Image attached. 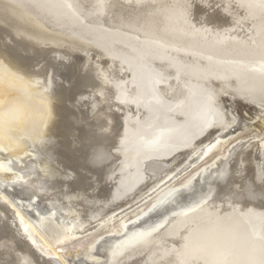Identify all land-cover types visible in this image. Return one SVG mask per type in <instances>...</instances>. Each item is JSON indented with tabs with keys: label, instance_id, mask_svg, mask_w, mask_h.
Wrapping results in <instances>:
<instances>
[{
	"label": "bare ground",
	"instance_id": "obj_1",
	"mask_svg": "<svg viewBox=\"0 0 264 264\" xmlns=\"http://www.w3.org/2000/svg\"><path fill=\"white\" fill-rule=\"evenodd\" d=\"M40 45L51 49L39 51ZM61 48L85 54L80 65L75 63L80 79L74 84L87 90L75 91L70 102L68 86H57L63 78L56 52ZM50 51H55L49 55L53 65L25 70ZM0 57V144L5 149L18 151L22 146L9 137L11 123L21 132H32L26 118L43 113L45 107L54 132L47 137L48 130L40 128L42 137L32 157L43 162V140L61 146L58 131L63 125L72 128L62 132L70 135L63 137L66 150L58 147L60 154L70 152L64 155L71 166L60 165L70 181L54 183L50 176L33 181L29 174L19 185L24 188L19 195L33 202L35 217L0 190V264H72L67 257L73 253L63 252L65 244L98 226L105 230L116 215L142 204L173 175L222 150L243 129L234 113L228 126L229 113L220 95L227 94L234 103L236 96L247 106L254 99L264 101V0H0ZM5 64L10 75L3 73ZM72 70L73 66L69 73ZM54 86L59 88L58 98L51 97ZM81 96L90 104L81 102ZM50 98L63 106L58 119L62 126L52 124L57 115ZM79 108L87 110L88 121ZM156 127L167 132L158 134ZM73 132L78 137H72ZM260 132L258 149V143L242 142L220 171L214 172L215 164L203 170L208 173L203 182L186 189L194 202L185 203L182 191L176 192L175 199L161 201L153 215L131 225L121 220V229L111 231L135 237L133 232L141 235L160 228L150 243L132 246L120 257L118 240L105 239L102 248L90 249L96 254L86 255V260L105 264L108 254L110 264H264V131ZM224 173L222 182H210L212 175ZM207 180L216 187L215 199L206 210L194 211L209 200L202 195ZM89 184L93 195L86 196ZM100 186L105 197L101 200L95 195ZM210 190L206 191L212 194ZM65 199L69 203H63ZM56 200L72 212L58 216L61 206ZM106 208L115 209L106 215ZM45 226L54 235L51 242L43 239ZM106 245L109 248L103 250Z\"/></svg>",
	"mask_w": 264,
	"mask_h": 264
},
{
	"label": "rangeland",
	"instance_id": "obj_2",
	"mask_svg": "<svg viewBox=\"0 0 264 264\" xmlns=\"http://www.w3.org/2000/svg\"><path fill=\"white\" fill-rule=\"evenodd\" d=\"M45 47L46 46H44V45H40V46H38L37 49L39 51L40 50H43V49H46L47 51H49L51 49L50 48L51 47L50 45H47V48L48 49L45 48ZM70 50L71 49H69L68 52H67L66 49L56 50V52L59 51V55L57 57L58 58L57 59L58 60L57 65H59V67L61 68L60 69L61 74H63V76H62L63 78L57 80V86L58 85L61 86V87L62 86L63 87L65 86V88L68 86L67 88H68L69 94L67 96V101H69V102L72 101V100H74V97L76 95L75 94L76 92L80 93V91H82V90H87L86 88H84V87L83 88L82 87L80 88L77 85L78 84L77 82L80 79V78H78L80 74L78 72V65L77 64L80 65V63L85 59V54L84 53H81V52H78V51H75V50H73V52H72V50L71 51ZM54 54H55V51H50L49 54L48 53L46 54L47 56H45L44 58H42L43 60L41 59L43 62H40L41 61L40 60V61H38V63L36 65H33V66L31 65L29 67L27 66L28 68H25V70L26 71L27 70L29 71V70H32L33 67L36 69V68L45 67L47 65H48V67H50L51 66L50 63L52 64V60L50 59V56L52 57V55H54ZM72 58H74V59H72ZM94 60H95L94 62L96 63L98 61V58H95ZM62 61H64L65 63L62 62ZM75 63H77V64H75ZM70 64H71V66H70ZM41 65H43V66H41ZM72 66H73L72 72L74 74V77H72V75H73L72 72L69 73V70L72 69ZM108 66L111 67L110 65H108ZM49 69L46 68V71H47V73H50L51 74V70H49ZM3 70H4L3 73L6 72L7 75H10L11 74L10 73V70H8V68H7V64H5V68ZM76 72H77V75L78 76L76 75ZM68 73L70 75H67ZM54 76H56V72H53V78H54ZM40 79H43V77L40 78ZM43 80H45V79H43ZM60 80L62 82H60ZM65 82H66V84H65ZM69 82H71V83H69ZM74 83H77V84L75 85ZM71 85H73L74 87L72 86V88H71L70 87ZM57 86H54L53 87V90L55 92L54 93L53 92L51 93V97L52 98H55V97L58 98V96L55 95V94L59 93V90H58L59 88H57ZM78 89H79V91H78ZM56 91H57V93H56ZM70 92H71V94H70ZM52 95H54V97ZM228 97H230V96H228L227 94H222L218 98V99L224 100L225 103H226V104H223L222 101L220 102V104H222V107L226 109V110L224 109V111H226L227 113H229V114H227L228 123H229V121H231L233 119V117H232L231 114L234 113V115L235 116H238V118L240 119V123L244 125V126L241 125V127H240V129H241L242 126H243V129H241L239 132L237 131V134H235L233 136V138L222 148V150L216 151L215 153H212V155L208 159H206L204 162H203V160H201L200 162H198L199 164L192 165L185 172L183 171V173H181V172L178 173L177 174L178 176L173 175V176H175V178L173 176H171V178H174V179L171 180V182H170V180L169 181L166 180L165 183H163L165 185H160L161 187L156 188L157 191H154V193L148 197L149 199L146 198L145 199L146 201H144L142 204L134 205V207H132V209L131 208L128 209L125 214L121 215L122 218H121V216L116 215L115 217H117V218H114V221H112L110 224H108V226H107V224H104L103 225V227L107 226V228H105V230L103 228H102L103 230H101L99 228V226H98L97 230H95L94 232H91L89 234H85L84 236H81L78 240H74L71 243L65 244L63 246V252H68V253H71V254L73 253L72 254V257H69V256L67 257V258L70 259V261L72 262V264H95L93 262L87 261L86 260L87 259L86 258V255L96 254V253H94L95 251L90 250V249L92 247L93 248H99V247L102 248V246L105 244V242H107L106 240H108L110 238H114V239L118 240L116 242H118V245L119 246L117 245L115 247L116 248L118 247L117 249H120L121 250L120 251V257H121V255L124 252L130 250V248L132 246L147 245V243H150L151 242V240L154 237V235H156L161 230L160 228H159L160 230L159 229H156V230L153 229V230H150L149 233H145L144 232V234H141V235H138L137 232H133V235H136L135 237L130 236L129 234H126V236H125V234H124L125 232H123V234L121 233L122 235L121 234H114L113 235L112 232L115 233V232H117V231H119L121 229V227H122V221L127 222V225H131V224H134V222H136V221L142 220L143 217L145 215L149 214L150 212H152V215H153L154 212H156V211H158L160 209V206H157V205L161 201H163V200H164V202H166L168 200L173 199L174 198V194L176 192L181 193L179 191H182V196H180V198L185 203L194 202V200H193L194 195L193 196L187 195L188 192H186V189L189 188V186H192V183L193 182H194V184H196L197 187L199 186V184H201L203 182V180L201 181V179H204V177L206 175H208V173H203L202 174V172H203L204 169H209V168H212L213 166L216 165V168L215 169L213 167L214 172L220 171L221 168L225 165V163L228 164L227 162L231 159L230 157H231V153L233 152V150L238 145H240V143H242V142L243 143L245 142L247 144L249 142H254L253 144L258 143L259 145L256 144V146H258V147H256V149L259 148L260 143L258 141L260 139L261 140L263 139V133L260 132V131H264V107H262V108L261 107H258L259 106L258 104H260L261 106H264V104H263L264 101H262V100L260 101L259 99H254V101H251L252 102V104H250L251 106H249V104L247 106V104L244 101L243 102L241 101V103H240V100H238V97L236 98V96L235 97L232 96L234 99H237L236 100V103H234V101L232 102ZM52 98H50V100H51L50 101V104H52V102H55L54 103L55 108H56L55 109V113L57 115V118H55V120H57V122L52 120V124H57L58 123L59 125L62 126V124H60V122H59V120H60L59 119L60 118L59 111H62L63 110L62 109L63 106L59 102H58L59 104H57V102L55 100H53ZM63 99H65V98H63ZM80 99H81V102H84V103H86V102L89 103V101H90V100H88L84 96H81ZM254 102H257V103H254ZM89 104H87L88 112H90L89 110H91V111L93 110L92 106H90ZM245 105H246V107H245ZM174 107H173V109H176V107L178 108L177 105L174 106ZM45 109H46V107L44 109H42V112L43 113L38 112L37 114L31 115L28 118H26L25 124L26 125L27 124H31V129H33L32 132H30V131H28L26 129H25V131L21 132L20 130H17V128L15 127V125H13L11 123V126L9 127V129H10L9 137H11V135H12L13 137H16L22 143V146L18 148V151L17 150L8 151L7 149H5V147L3 145L0 144V162H2V164L0 163V188H1L0 190L9 193L12 197H14L13 199H15V203L18 205L19 209L23 210L25 213H28V214H30L32 216L34 215V217H35L36 212L34 211V208L31 206V205H33L32 204L33 202L31 203L29 201V196L19 195L20 193L18 192V191H20V189H22V187H20L19 185H24L23 183H26L28 181L29 174H32L33 181L34 180H37L38 178H41V177L42 178L43 177L44 178L46 177V179H48V176H50V179H51L50 181H52L54 183H55V181H58V183H59L62 180L64 181V183L70 181L69 175H67L65 173V171H64V168L60 166V165H65V166H69V167L71 166L70 163H69L70 165L67 164L69 158L66 159L65 158V155H64L65 153H67L69 155L70 152L68 153V151H66V152H62L64 154H60V151H59V148L58 147L65 148V146H66L65 144H66L67 141L64 140L63 137H69L70 135L69 136L68 135H63L62 132L70 131L69 129L71 127L69 128L67 125H63L60 128L61 132L58 131V138H57L58 139V142L61 143V144H63V145H65V146H63V145L60 146V144L58 146L57 143H54L55 144V146H54V144L53 143H50V141H48V143H47V140L46 139L43 140L44 141V143H43L44 145L43 144L42 145H43L44 151L42 149H40V150L38 149L40 151V154L42 153L41 155H44V157H45V158H43V162H42V160H40L41 158H35V157H32L30 155L33 151L35 152L37 150V146H38V143L37 142L42 137L41 136V132H40V130H41L40 128L42 126H44V129L46 128L45 131L48 130L47 137H49L48 135H50V133H53L54 132V131H52V128H51L52 126L50 127L49 124L47 123L50 120V116H51L50 115V111H47ZM79 109L83 113V114H81L82 115V118L85 121H88V118H87V120L85 119L86 116H88L87 115L88 113L86 112L87 110L85 108L84 109L83 108L82 109L79 108ZM146 109H148V108H146ZM247 111H249V112H247ZM62 116H64V115H62ZM250 117H252V118H250ZM44 119H45V121H44ZM43 121L45 123H43ZM164 123H166V121ZM259 124H261L263 128H261L260 126H258ZM230 125H232V123L231 124L229 123L228 126H230ZM64 129H66V130H64ZM156 129H158L157 130L159 132L158 134H161V135L165 134L164 133L165 129H163L164 131L161 130L162 128H160V127L159 128L156 127L155 130ZM42 131H43V129H42ZM165 132H167V130ZM73 134H74V136H72V135L71 136L72 137H75L76 136L75 135V132H73ZM76 137H78V136H76ZM235 137H237V138L235 139ZM19 150H22L23 151V154L22 155H18ZM65 150H66V148H65ZM263 151L264 150H261V152H263ZM46 152H47V154H46ZM12 154L13 155H16V156H12ZM46 155H49V156H46ZM52 155H53V157H52ZM254 155H256V153H254ZM258 155L259 154H257L256 156H258ZM75 156H77V155H75ZM78 157L80 158V156H77V158ZM47 160H48V162H47ZM3 165H6V166H3ZM56 166H58V167L56 168ZM217 166H218V169H217ZM30 167H32L33 170H31ZM52 167H54L55 169L52 168ZM40 175H42V176H40ZM22 176H24V179L22 178ZM94 176H96L97 180H99L100 177L97 174H95ZM218 178L216 176L212 175V178H211L210 182L214 181V179L217 180V181H214L215 183L216 182H222L223 179L225 178V173H224V175H221V177H218ZM221 178H223V179H221ZM195 181H197V182H195ZM167 182H169V183H167ZM207 182H208V184L206 185L207 187L205 186V188H203L204 189L203 190L204 193L202 195H205V197H209V200H207V202L200 203V205L198 204L199 207L197 206V208L194 211H199V209L201 210L202 207H203L202 209H205L206 210L207 207H205V206L208 203H210L212 200L215 199L216 191H213V189H215L216 187H213L215 185L212 186L211 183L209 182V180H207ZM20 183H22V184H20ZM42 183L44 184V182H42ZM60 183H62V182H60ZM87 186L88 185L85 186V189H86ZM103 186H100L99 187V191L98 192L96 191V193H95V195H97L96 196L97 199L100 198V200H101V199H104L105 198L103 196V194H104L103 193L104 190H102ZM209 186H210V189H212V190L209 189ZM90 187H91V185L89 184V186L87 187V191H86L87 194H86V196L93 195V192L91 191V188ZM22 190H24V188ZM206 190L208 192H209V190H210V192L212 191V194L208 193ZM213 193H214V195H213ZM18 196H20V197H18ZM71 196L73 197V192L71 193ZM184 196H185V198H184ZM168 197L169 198L171 197V199H169ZM122 200L124 201V199H122ZM26 201H29L30 203L29 202L27 203ZM67 201L68 200L65 199L63 203H69V201L68 202ZM49 202H52V201L50 200ZM35 203L36 202L34 201V204ZM55 203H57L59 205V207H60L61 206L60 203H62V202L56 200ZM178 204H180V202H178L176 204V206ZM118 205H120V204H118ZM61 207H62V209H61ZM61 207H60V210L57 208V211L56 212H57V215L58 216L61 215V216H65L66 217L68 214H70L72 212L71 211V207H66L64 205L61 206ZM111 209H109V210L107 209L106 210V212H107L106 215H109L115 208H111ZM137 224L138 223H136V225ZM126 233H129V232H126ZM44 234H45V236L43 237V239H47L49 242H51V240L54 238V235L52 234V232L46 226H45V229H44ZM128 238H130V239H128ZM131 241H134V242L132 243ZM132 244H134V245H132ZM127 245L129 247V249L127 248ZM107 248H109V245H106L103 248V250L104 249H107ZM100 251H101V249L99 250V253L98 254L99 255H102L101 254L102 252H100ZM103 254H104V252H103ZM106 255H107V258H106L107 261L105 262V264H110L111 263V260L109 259L108 254H106Z\"/></svg>",
	"mask_w": 264,
	"mask_h": 264
}]
</instances>
